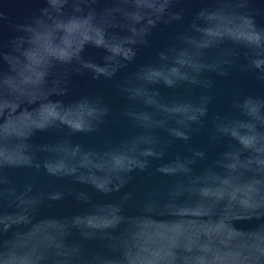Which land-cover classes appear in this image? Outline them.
Masks as SVG:
<instances>
[{"label": "water", "instance_id": "1", "mask_svg": "<svg viewBox=\"0 0 264 264\" xmlns=\"http://www.w3.org/2000/svg\"><path fill=\"white\" fill-rule=\"evenodd\" d=\"M0 264H264V0H0Z\"/></svg>", "mask_w": 264, "mask_h": 264}]
</instances>
